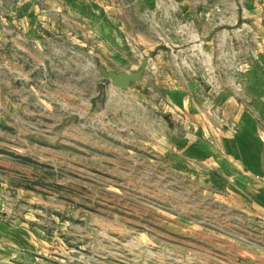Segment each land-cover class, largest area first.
<instances>
[{
    "label": "rangeland",
    "instance_id": "rangeland-1",
    "mask_svg": "<svg viewBox=\"0 0 264 264\" xmlns=\"http://www.w3.org/2000/svg\"><path fill=\"white\" fill-rule=\"evenodd\" d=\"M243 2L119 0L144 10L118 13L125 43L113 47L89 12L28 31L2 9L0 264L232 261L221 253V230L233 229L221 223V173L186 153L157 85L221 88L233 55L221 23ZM188 6L206 9L209 43ZM143 59L146 87L121 90L98 69L137 71Z\"/></svg>",
    "mask_w": 264,
    "mask_h": 264
},
{
    "label": "crops",
    "instance_id": "crops-1",
    "mask_svg": "<svg viewBox=\"0 0 264 264\" xmlns=\"http://www.w3.org/2000/svg\"><path fill=\"white\" fill-rule=\"evenodd\" d=\"M232 8L225 10L233 13L232 19L221 23L231 27V35L221 38V44L233 45L232 63L221 68L226 76L221 88L207 89L196 81L185 86L158 84L157 88L165 92L173 120L185 130L181 142L186 153L221 173V207L227 213L221 223L233 228L228 233L221 230V253L228 249L234 254L232 261L221 264H264V0H244ZM2 9L9 21L28 31L39 18L42 26L60 28L58 17L63 12H89L84 16L113 47L125 43L124 22L118 13L141 12L144 5L119 0H0ZM52 12L57 16L53 22ZM186 12L202 33L200 42L209 43L206 9L188 6ZM243 216L250 227L244 232Z\"/></svg>",
    "mask_w": 264,
    "mask_h": 264
},
{
    "label": "water",
    "instance_id": "water-1",
    "mask_svg": "<svg viewBox=\"0 0 264 264\" xmlns=\"http://www.w3.org/2000/svg\"><path fill=\"white\" fill-rule=\"evenodd\" d=\"M147 67L148 59H143L141 61L140 68L137 71L116 72L113 70H109L102 65H99L98 69L101 77L110 82L113 87L119 88L121 90H126L132 83H137L142 87H146L147 82L143 77Z\"/></svg>",
    "mask_w": 264,
    "mask_h": 264
},
{
    "label": "built area",
    "instance_id": "built-area-1",
    "mask_svg": "<svg viewBox=\"0 0 264 264\" xmlns=\"http://www.w3.org/2000/svg\"><path fill=\"white\" fill-rule=\"evenodd\" d=\"M262 180L264 181V178Z\"/></svg>",
    "mask_w": 264,
    "mask_h": 264
}]
</instances>
